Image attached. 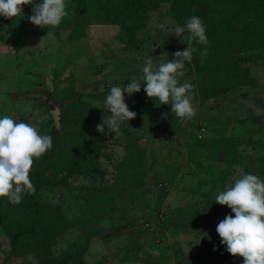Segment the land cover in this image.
I'll list each match as a JSON object with an SVG mask.
<instances>
[{
  "label": "rangeland",
  "instance_id": "374dc122",
  "mask_svg": "<svg viewBox=\"0 0 264 264\" xmlns=\"http://www.w3.org/2000/svg\"><path fill=\"white\" fill-rule=\"evenodd\" d=\"M263 4L66 0L54 29L29 21L33 5L0 16V117L53 140L34 159L35 193L19 204L0 197V264H243L220 242L216 226L234 213L215 197L245 174L264 181ZM192 16L206 24L208 55L192 41L180 83L195 85L197 113L181 121L140 77L148 57L156 69L187 47L190 33L175 28ZM131 80L142 84L125 92L136 117L102 135L110 87Z\"/></svg>",
  "mask_w": 264,
  "mask_h": 264
},
{
  "label": "clouds",
  "instance_id": "9594fccd",
  "mask_svg": "<svg viewBox=\"0 0 264 264\" xmlns=\"http://www.w3.org/2000/svg\"><path fill=\"white\" fill-rule=\"evenodd\" d=\"M24 5H33L29 21L44 28H57L68 15L66 0H0V16L6 19L23 15ZM164 28V25H160ZM188 31L187 47L173 53L174 59L153 68L151 57L144 61L143 75L140 80L145 84L147 97L156 105L170 104L171 112L181 121H191L197 113L193 106L195 85L180 78L185 75L186 62L193 60L192 41L205 47L201 57L208 55L209 39L206 24L199 16L187 19L185 27L177 26L175 36L181 37ZM142 84L131 80L127 85L110 87L103 103L105 112L110 115L101 117L96 130L102 135L114 132L120 135L121 125L137 115L125 102V92L131 96L140 92ZM101 108L100 106H94ZM107 125L108 132L105 131ZM53 146L51 135H41L26 122H17L10 115L0 117V197H7L13 204L21 203L24 193L34 194L36 189L30 180L34 159H39ZM215 201L226 205L234 213L228 214L216 226L221 244L233 256L243 257V264H264V181L253 174L242 175L234 184L220 192ZM206 211L203 209L201 212ZM200 242V241H199ZM198 242V243H199ZM214 250L215 247H214ZM154 256L159 255L153 250Z\"/></svg>",
  "mask_w": 264,
  "mask_h": 264
},
{
  "label": "trees",
  "instance_id": "16d2710c",
  "mask_svg": "<svg viewBox=\"0 0 264 264\" xmlns=\"http://www.w3.org/2000/svg\"><path fill=\"white\" fill-rule=\"evenodd\" d=\"M248 7V6H247ZM261 7H262V10L264 11V4L263 5H261ZM250 8V7H249ZM254 42H252L251 44H253ZM255 44V43H254ZM70 170V169H69ZM73 172V170H70V172ZM67 177V175L66 176H64V178H63V180L65 179ZM55 182V183H54ZM58 182H60V181H57V180H53V184H56V183H58ZM36 225H35V223L33 224L32 223V227L31 228H25V229H22V230H20V231H18L14 236H13V244L15 245L16 244V241L20 238V237H25V235L26 234H28V233H30V232H33L34 230H36ZM69 259H71L69 256H67L65 259H63L61 262H59V263H56V264H63V263H65V262H67ZM173 264H179V263H177V262H175V263H173Z\"/></svg>",
  "mask_w": 264,
  "mask_h": 264
},
{
  "label": "built area",
  "instance_id": "2783aa9c",
  "mask_svg": "<svg viewBox=\"0 0 264 264\" xmlns=\"http://www.w3.org/2000/svg\"><path fill=\"white\" fill-rule=\"evenodd\" d=\"M158 213H159L158 216L160 220H162L164 218V214H166L165 210L163 209L162 211H159Z\"/></svg>",
  "mask_w": 264,
  "mask_h": 264
}]
</instances>
